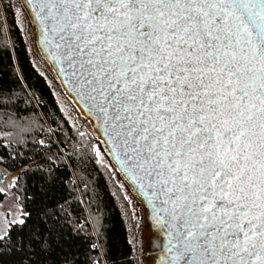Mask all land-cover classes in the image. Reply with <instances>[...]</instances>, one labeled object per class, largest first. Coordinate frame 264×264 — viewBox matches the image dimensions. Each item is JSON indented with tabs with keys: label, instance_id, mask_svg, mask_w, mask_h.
<instances>
[{
	"label": "snow or ice",
	"instance_id": "1",
	"mask_svg": "<svg viewBox=\"0 0 264 264\" xmlns=\"http://www.w3.org/2000/svg\"><path fill=\"white\" fill-rule=\"evenodd\" d=\"M22 3L151 196L166 264H264V0ZM12 102L0 92V114ZM40 215L44 231L27 211L0 224V257L58 264Z\"/></svg>",
	"mask_w": 264,
	"mask_h": 264
},
{
	"label": "trees",
	"instance_id": "2",
	"mask_svg": "<svg viewBox=\"0 0 264 264\" xmlns=\"http://www.w3.org/2000/svg\"><path fill=\"white\" fill-rule=\"evenodd\" d=\"M1 5L0 92L13 102L0 114V170L18 171L10 187L20 212L31 213L29 227L41 231L40 214H49L47 227L57 241L52 259L58 264L66 259L69 264H102L98 251L104 264H138L136 238L142 221L133 218L115 170L98 161L96 151L105 152L101 140L54 73L34 67L18 24L22 0H1ZM38 58L47 65L41 54ZM55 92L66 100L71 117L59 108ZM21 255L6 253L0 264H18Z\"/></svg>",
	"mask_w": 264,
	"mask_h": 264
},
{
	"label": "rangeland",
	"instance_id": "3",
	"mask_svg": "<svg viewBox=\"0 0 264 264\" xmlns=\"http://www.w3.org/2000/svg\"><path fill=\"white\" fill-rule=\"evenodd\" d=\"M18 13L19 28L21 29L24 37L27 40V43L29 44L31 59L34 67L38 70V72L41 73H43L45 67L52 71V69L48 65H45L42 62V59L38 58L40 52L37 48V31L36 27L33 25V22H31V17L28 14V11L24 7H21L20 12ZM25 20L29 22L25 23ZM54 94L57 104L63 114L71 117L68 111V104L66 103L64 97L56 92ZM33 103H35L34 100ZM102 153H104L105 155L108 154L106 149L105 152H99V150L96 151V157L98 161L105 163L111 169L115 170L114 176L116 182L121 186L124 196L129 202V207L132 211L133 218L138 219L140 217V220L142 221V227L136 238V254L138 264H155L158 258L163 255V236L159 230L153 228L152 223H150V221L148 220V210L144 202L134 192L132 186L124 178V176L118 171L114 163L111 161L109 154L104 157ZM10 186V179L5 176L4 172L0 170V192H2L4 195V199L0 202V224L16 219L20 213L19 202L17 199H15L17 196L11 190ZM6 216L8 217V221H5ZM97 254L98 258L101 260V263L104 264L100 251H98Z\"/></svg>",
	"mask_w": 264,
	"mask_h": 264
},
{
	"label": "water",
	"instance_id": "4",
	"mask_svg": "<svg viewBox=\"0 0 264 264\" xmlns=\"http://www.w3.org/2000/svg\"><path fill=\"white\" fill-rule=\"evenodd\" d=\"M26 8V7H25ZM27 9V8H26ZM28 11V9H27ZM29 13V12H28ZM30 17L31 14L29 13ZM32 19V17H31ZM33 25L36 27L37 35H38V27L35 22H33ZM37 48L42 55L44 61L47 63V65L52 69L54 72V75L56 76L57 80L59 81V84L64 92V94L71 100L73 105L78 110L79 114L88 122L91 129L95 132V134L98 136V138L101 140L102 144L104 145V148L108 152L111 161L114 163L118 171L124 176V178L129 182V184L132 186L134 192L142 199L144 202L147 210H148V220L150 223H152L153 228L160 231V225L155 223V216L153 212V205L150 204L148 201L151 199V196L146 194L144 190H142L138 184L132 182L130 178L125 174L123 170V165L120 161L115 159V155L112 151V143L109 138V135L105 131V126L103 125L102 121L97 118V115L90 110L88 103L81 99V97L73 90L70 83L65 81V77L62 73H59V68L54 65V62L51 60V57L47 54L46 51L43 50V45L37 43ZM18 175V171L11 173V174H5L9 179H12L13 177ZM161 233V232H160ZM164 239L163 244V255L158 258L155 264H166V258L169 255L167 253V249L165 247L166 245V236L161 233Z\"/></svg>",
	"mask_w": 264,
	"mask_h": 264
},
{
	"label": "built area",
	"instance_id": "5",
	"mask_svg": "<svg viewBox=\"0 0 264 264\" xmlns=\"http://www.w3.org/2000/svg\"><path fill=\"white\" fill-rule=\"evenodd\" d=\"M2 5H1V0H0V12H2ZM37 102V101H36Z\"/></svg>",
	"mask_w": 264,
	"mask_h": 264
}]
</instances>
